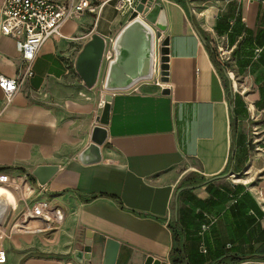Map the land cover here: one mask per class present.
Returning <instances> with one entry per match:
<instances>
[{"label":"crops","instance_id":"crops-1","mask_svg":"<svg viewBox=\"0 0 264 264\" xmlns=\"http://www.w3.org/2000/svg\"><path fill=\"white\" fill-rule=\"evenodd\" d=\"M89 1L97 12L41 47L10 103L0 88V174L15 183L0 184L5 264H103L107 239L115 264H264V0H156L168 80L116 91L104 87L106 57L92 86L77 62L95 35L111 52L132 9ZM25 70L0 33V74ZM96 126L107 137L93 160ZM41 166L56 167L44 185ZM40 202L63 220L39 214Z\"/></svg>","mask_w":264,"mask_h":264},{"label":"water","instance_id":"water-1","mask_svg":"<svg viewBox=\"0 0 264 264\" xmlns=\"http://www.w3.org/2000/svg\"><path fill=\"white\" fill-rule=\"evenodd\" d=\"M156 0H139L129 18L116 37L112 49L114 58L109 62L104 87L110 91L127 90L142 80L152 79L155 71L161 76L162 81L168 80L169 40L163 38L166 28L165 17L161 15V9L155 5ZM203 43L204 36L198 31ZM106 41L101 36L95 35L86 44L77 62V69L87 85H94L100 74L101 65L105 58ZM157 67V69L155 68ZM166 89L163 93H168ZM111 96L105 103L104 114L101 123L108 120ZM234 106L231 107L233 111ZM107 132L105 128L96 126L92 133V145L86 154H93V160L100 158L99 146L105 141ZM85 154V155H86ZM56 171V167H39L34 175L42 185L46 184ZM91 233H88L90 237ZM91 240L86 241L84 252H90ZM119 251V244L113 239H107L103 264H115ZM78 251L75 257L81 261L83 257L89 258ZM145 264H161L159 259L149 256Z\"/></svg>","mask_w":264,"mask_h":264},{"label":"built area","instance_id":"built-area-1","mask_svg":"<svg viewBox=\"0 0 264 264\" xmlns=\"http://www.w3.org/2000/svg\"><path fill=\"white\" fill-rule=\"evenodd\" d=\"M139 0H119L117 9L135 8ZM98 7L89 0H1L0 33L15 40L16 46L26 64V70L16 78L0 74V88L4 91L7 102H11L26 77L32 76L33 63L41 47L51 38L63 37L62 28L70 20L80 18L86 12H97ZM229 49L221 50L226 58ZM112 61L114 51L105 53ZM157 69V67L155 66ZM158 73V70L155 71ZM0 184L15 188V183L6 175L0 174ZM39 214H48L54 222H61L64 214L61 209H50L47 202L38 205ZM1 237V235H0ZM7 262L6 250L0 243V264Z\"/></svg>","mask_w":264,"mask_h":264},{"label":"rangeland","instance_id":"rangeland-1","mask_svg":"<svg viewBox=\"0 0 264 264\" xmlns=\"http://www.w3.org/2000/svg\"><path fill=\"white\" fill-rule=\"evenodd\" d=\"M116 2H117V0H116ZM0 5H1V0H0ZM125 10H126V8L122 9V11H125ZM235 76H236V74H235ZM235 80H237V77H236ZM154 83H155V76H154V78H152V79H148V80H142V81H140V82H139V85L144 86V87H147V86L152 85V84H154ZM232 94L234 95V97H236V90H235V88H233V90H232ZM233 99H234V98H233Z\"/></svg>","mask_w":264,"mask_h":264},{"label":"trees","instance_id":"trees-1","mask_svg":"<svg viewBox=\"0 0 264 264\" xmlns=\"http://www.w3.org/2000/svg\"><path fill=\"white\" fill-rule=\"evenodd\" d=\"M213 53V52H212Z\"/></svg>","mask_w":264,"mask_h":264}]
</instances>
